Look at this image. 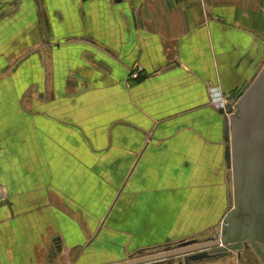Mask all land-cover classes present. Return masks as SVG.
Listing matches in <instances>:
<instances>
[{
    "label": "crops",
    "instance_id": "crops-1",
    "mask_svg": "<svg viewBox=\"0 0 264 264\" xmlns=\"http://www.w3.org/2000/svg\"><path fill=\"white\" fill-rule=\"evenodd\" d=\"M263 64L264 0H0V264L213 237L232 181L208 86Z\"/></svg>",
    "mask_w": 264,
    "mask_h": 264
},
{
    "label": "water",
    "instance_id": "water-1",
    "mask_svg": "<svg viewBox=\"0 0 264 264\" xmlns=\"http://www.w3.org/2000/svg\"><path fill=\"white\" fill-rule=\"evenodd\" d=\"M218 112L223 115L225 159L232 181V206L219 230L207 240H184L111 264H155L181 256L186 264L219 257L239 262L246 252L264 264V64L238 99Z\"/></svg>",
    "mask_w": 264,
    "mask_h": 264
},
{
    "label": "rangeland",
    "instance_id": "rangeland-1",
    "mask_svg": "<svg viewBox=\"0 0 264 264\" xmlns=\"http://www.w3.org/2000/svg\"><path fill=\"white\" fill-rule=\"evenodd\" d=\"M139 73H140V70H139L138 66H136L135 68H132L130 70V76L131 77H135L136 78L137 76H139ZM242 89L243 88H241L239 90L238 89L237 90H233L231 92H227V93H224V94H219L218 97H215L214 96L215 95L214 94V90L215 89H213L212 86H208V92H209V96H210L209 105L211 107H213L214 109H217V107L222 106L223 103L224 104L227 103V102L233 103V102H235L238 99L239 94L241 93ZM230 206H232V203H231ZM218 230H219V225L216 227V231H218ZM227 258H230V259H228L230 264H236V260H235L234 257H227ZM257 264H259V263H257Z\"/></svg>",
    "mask_w": 264,
    "mask_h": 264
},
{
    "label": "built area",
    "instance_id": "built-area-1",
    "mask_svg": "<svg viewBox=\"0 0 264 264\" xmlns=\"http://www.w3.org/2000/svg\"><path fill=\"white\" fill-rule=\"evenodd\" d=\"M225 104H226V103H225ZM225 104L223 103L222 106H220V107H223ZM220 107H217V108H220Z\"/></svg>",
    "mask_w": 264,
    "mask_h": 264
},
{
    "label": "flooded vegetation",
    "instance_id": "flooded-vegetation-1",
    "mask_svg": "<svg viewBox=\"0 0 264 264\" xmlns=\"http://www.w3.org/2000/svg\"><path fill=\"white\" fill-rule=\"evenodd\" d=\"M259 264H261V263L259 262Z\"/></svg>",
    "mask_w": 264,
    "mask_h": 264
}]
</instances>
